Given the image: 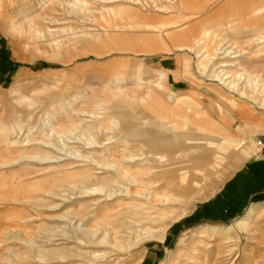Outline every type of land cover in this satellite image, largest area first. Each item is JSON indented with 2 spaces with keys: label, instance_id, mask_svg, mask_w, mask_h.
Here are the masks:
<instances>
[{
  "label": "rangeland",
  "instance_id": "374dc122",
  "mask_svg": "<svg viewBox=\"0 0 264 264\" xmlns=\"http://www.w3.org/2000/svg\"><path fill=\"white\" fill-rule=\"evenodd\" d=\"M181 32L194 39L169 43ZM157 89L171 108L200 105L213 120L219 109L239 148L226 152L214 136L167 128L152 107L149 92ZM138 133L201 140L211 149L207 160L198 148L156 157L187 177L203 166L213 172L194 194L178 196L154 177L155 152ZM260 140L264 0H1L0 264H264V198L228 220L209 206L259 157ZM112 183L134 206L125 217L108 212L124 202L82 194ZM258 206L249 231H239L235 225ZM74 221L87 223L77 231L67 226ZM213 229L230 230L216 238ZM59 237L66 244L50 243Z\"/></svg>",
  "mask_w": 264,
  "mask_h": 264
},
{
  "label": "crops",
  "instance_id": "0c3cea01",
  "mask_svg": "<svg viewBox=\"0 0 264 264\" xmlns=\"http://www.w3.org/2000/svg\"><path fill=\"white\" fill-rule=\"evenodd\" d=\"M182 30V29H180ZM181 39L177 40L175 43H171L172 45H187L188 40L194 39V36L185 37L184 33H180ZM198 43H193L189 51L196 46ZM191 52V51H190ZM162 85H166L167 76L162 74ZM164 87V86H163ZM162 88V86H161ZM159 90H152L149 94H154V99L151 100L152 107L155 111V116L158 118H162L168 122L170 126L167 128H172V131L179 132H192L195 134H204L210 135L218 138L225 145V150L228 152L229 150L236 151L239 147H236L237 143L235 142V137L233 135L228 134L226 131V127H224V121L221 115V111L218 109L216 112L217 120L210 119L211 112L207 107H203L200 105L193 106V108L187 109L186 111L179 110L178 108H171V106L166 105L162 100H160V96L157 93ZM169 100L172 98V94H168ZM195 105V104H194ZM242 115V114H241ZM243 116V115H242ZM244 119V118H243ZM140 139L144 140L145 143L155 142L161 143L163 140H170L171 149L172 150H180L184 148H198L199 150L204 151V155L206 160L208 159L210 148L202 145V141L196 138H187V137H175L173 139L168 138H146L142 135V133H138ZM222 146H216L215 151L219 153H223L224 150ZM224 152V153H226ZM246 155L243 153L242 156L238 155L234 158V163L232 170L229 172L228 176L230 177L234 171L241 166V164L246 159ZM197 168V167H195ZM209 170H206L203 166L201 169H197L194 171L199 178L197 181L196 190L201 187V183L204 178L209 174ZM211 171L210 173H212ZM195 193V192H194ZM193 193V194H194ZM264 198V159L259 157H253L249 159L242 168L231 178L229 179L225 185L221 188L220 192L214 197L209 206L211 208L220 209L223 213L225 219H231L235 213H243L248 205L253 202L262 200Z\"/></svg>",
  "mask_w": 264,
  "mask_h": 264
},
{
  "label": "bare ground",
  "instance_id": "6f19581e",
  "mask_svg": "<svg viewBox=\"0 0 264 264\" xmlns=\"http://www.w3.org/2000/svg\"><path fill=\"white\" fill-rule=\"evenodd\" d=\"M0 7H1V0H0ZM224 76V75H223ZM222 76V77H223ZM148 144H149V146H150V148H151V150L153 151V152H155V154L153 153V155H155V157L159 154V152H162V151H167V150H169V149H171V142H170V140H163L161 143H153V142H148ZM171 151V150H170ZM175 151V150H174ZM201 152H203V151H201ZM157 153V154H156ZM199 154H200V152H199ZM162 155H164V156H167L165 153H163ZM150 163H152V167H151V170L153 171V173H155V175H154V177L155 178H157V177H164V179H165V184L167 185V187H175V188H178V189H180V195H178V196H180V197H187V196H189V195H191V194H193L194 193V191H195V188H196V186H197V181H198V177H197V175H193V176H190V177H187L186 176V174H185V172L184 171H177V170H175V169H171V168H168L169 167V162H171V160H167V157H165V159H164V157L163 158H155V159H152V160H150L149 161ZM173 163V162H172ZM170 165H172V164H170ZM140 166V165H139ZM182 166V165H181ZM116 167V166H115ZM173 167V166H172ZM177 167V166H176ZM104 168V167H103ZM106 169V168H105ZM109 170V169H108ZM117 172H120L121 170H119V169H115ZM114 172V171H113ZM190 172V171H189ZM124 173V172H123ZM122 173V174H123ZM128 173V172H127ZM116 174V173H115ZM126 174V173H125ZM131 174V173H130ZM121 175V174H120ZM118 176V175H117ZM123 176V175H122ZM126 175H124V177H125ZM198 176H200V174L198 175ZM121 177V176H120ZM127 177V176H126ZM133 177V176H132ZM135 177V176H134ZM131 178V177H130ZM140 178V177H139ZM121 180H122V177H121ZM126 180V179H125ZM132 180V179H131ZM137 181V180H136ZM131 181L129 180V183H130ZM139 182V181H138ZM132 183V182H131ZM143 183V182H142ZM82 184V183H81ZM117 184V183H116ZM120 184V183H119ZM141 184V183H140ZM183 184V188H182V186H179V185H182ZM112 185H113V183H112ZM132 185V184H131ZM146 185V184H145ZM120 186V185H119ZM133 186V185H132ZM134 187V186H133ZM84 188V187H83ZM111 188L112 189H108V187H107V190H109V191H102V190H99V189H95V190H91V189H87V188H85L84 190H85V192L84 193H82L83 195H84V197H102V198H104V201L103 202H99V203H114L115 201H122V202H124V203H121V204H119V205H115L114 207H112L111 209H110V211H108L109 213H113V211H115V210H117V209H119L121 212L120 213H117L118 214V217L120 216H123V217H125L126 216V214L128 213L127 212V209H129V208H132V207H134V206H130L129 204H127V203H125L126 202V200L127 199H130V198H126V195L128 194L127 192H126V190H119V187H117V186H114L113 185V187L111 186ZM122 188H124V187H122ZM130 188H132V187H130ZM128 190H130V189H128ZM135 190V189H134ZM171 190V189H170ZM132 191H133V189H132ZM168 191V190H167ZM172 191V190H171ZM169 192V191H168ZM172 193H173V196L175 195L174 194V192L172 191ZM129 195H131V194H129ZM134 195V194H133ZM136 195V194H135ZM139 194H137L136 195V197L138 196ZM141 195V194H140ZM132 196V195H131ZM130 196V197H131ZM135 197V196H134ZM101 200V199H100ZM133 200V199H132ZM99 201V200H98ZM97 201V202H98ZM128 202V201H127ZM130 202V201H129ZM133 202H134V200H133ZM111 204V205H112ZM101 205V204H100ZM129 205V206H128ZM136 206V205H135ZM137 207V206H136ZM262 209V207H260V206H258V207H253V208H251L246 214H245V216L235 225L236 226V228L239 230V231H246V232H248L249 231V225H248V223H249V221L251 220V219H253L259 212H260V210ZM138 210V209H137ZM132 212V211H131ZM138 212H140V211H138ZM136 213H137V211H136ZM108 214V213H107ZM115 214V213H114ZM113 214V215H114ZM138 216L139 217V215H140V213H139V215L138 214H135V216ZM259 215V214H258ZM85 216H86V214H85ZM88 216V215H87ZM134 216V215H133ZM119 217V218H120ZM85 218H87V217H85ZM90 219V218H89ZM88 219V220H89ZM114 219H116V218H114ZM114 219H110V220H114ZM141 219V218H140ZM126 220V219H125ZM142 220V219H141ZM116 221H118V219L116 220ZM115 221V222H116ZM134 221H136V220H134ZM89 222V221H88ZM110 222V221H109ZM126 222H128V221H126ZM87 223V222H86ZM86 223H84V221H80V222H78V221H74V222H69V224L67 225L69 228H71L72 230H77V231H81V228H83V227H85L86 226ZM111 224L113 223V222H110ZM109 223V224H110ZM135 224L137 223V226L139 227V226H142V223H139V222H134ZM133 223V224H134ZM116 224H117V222H116ZM127 224V223H126ZM132 224V223H131ZM134 224V225H135ZM120 225V224H119ZM125 225V224H124ZM123 225V226H124ZM112 226H115V224L113 223V225ZM130 226V225H129ZM136 226V225H135ZM121 227V226H120ZM124 227H126V225L124 226ZM109 228V227H108ZM116 228V227H115ZM124 229H126V228H124ZM131 229V228H130ZM104 230V229H103ZM116 230V229H115ZM114 230V231H115ZM128 230V229H127ZM230 230V229H229ZM229 230H217V229H213V230H211V232H212V234L216 237V238H224L225 237V235H226V232H228ZM89 231V230H88ZM117 231H119L118 229H117ZM122 231V230H121ZM208 231V229L207 228H205V229H203V231H202V234L204 235V234H206V232ZM83 232H85L84 230H82V233ZM123 232V231H122ZM125 232V231H124ZM90 233V232H89ZM115 233V232H114ZM117 233V232H116ZM143 233V232H142ZM95 234V233H94ZM125 234V233H124ZM163 234H164V231H162L160 234H159V238H158V240L159 239H161V238H163ZM91 235V234H90ZM118 235H119V233H118ZM122 235V234H121ZM126 235H128V234H126ZM133 235V234H132ZM134 235H135V232H134ZM92 236V235H91ZM107 237V236H106ZM138 237V236H137ZM123 240V239H122ZM127 240V239H126ZM131 241V240H130ZM51 242H54V243H57L58 244V246H60V245H63V243L65 242V244H66V240L62 237V238H60L59 237V239H56V240H50V243ZM123 242V241H122ZM92 243V242H91ZM97 243V244H96ZM95 244L96 245H101L102 244V242L101 241H98V242H96ZM112 244V243H111ZM237 243H235V245H234V247H236L237 245H236ZM114 245V244H113ZM112 245V246H113ZM79 246V245H78ZM115 246V245H114ZM228 248V251L225 253V255H226V259L228 260V261H231V259L233 258V256H234V253H235V248ZM86 249V248H85ZM232 264V263H231Z\"/></svg>",
  "mask_w": 264,
  "mask_h": 264
},
{
  "label": "built area",
  "instance_id": "2783aa9c",
  "mask_svg": "<svg viewBox=\"0 0 264 264\" xmlns=\"http://www.w3.org/2000/svg\"><path fill=\"white\" fill-rule=\"evenodd\" d=\"M256 148L259 154V158L264 159V141H258L256 143Z\"/></svg>",
  "mask_w": 264,
  "mask_h": 264
}]
</instances>
